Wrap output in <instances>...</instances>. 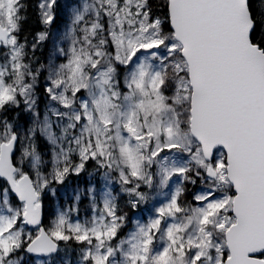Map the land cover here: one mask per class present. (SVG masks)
<instances>
[{
  "label": "snow or ice",
  "instance_id": "obj_1",
  "mask_svg": "<svg viewBox=\"0 0 264 264\" xmlns=\"http://www.w3.org/2000/svg\"><path fill=\"white\" fill-rule=\"evenodd\" d=\"M29 6L0 0V264H264V0H72L55 33L59 0H37L31 42ZM117 184L153 205L124 237Z\"/></svg>",
  "mask_w": 264,
  "mask_h": 264
},
{
  "label": "rangeland",
  "instance_id": "obj_2",
  "mask_svg": "<svg viewBox=\"0 0 264 264\" xmlns=\"http://www.w3.org/2000/svg\"><path fill=\"white\" fill-rule=\"evenodd\" d=\"M71 2H72V0H59V3H60L59 12L57 14L56 21L52 25L53 33L58 32V31H62L65 28L66 24L68 23L67 5H69ZM151 2H152V7H153L154 11L156 12V14H158V15L161 14V11L158 10L155 5H153V3H154L153 0H151ZM34 37L29 38V41L31 42ZM50 48H51V40H49L48 42H46L44 44L43 52L38 51L36 53V55L40 56L41 60H46ZM41 109H43V102L41 103ZM22 123H23V120H22ZM44 143H46V141ZM44 158L47 160V159H49V156H45ZM89 166H91V165H89ZM48 167L50 168L51 165L49 164ZM90 171H92V168L88 169L85 173H82L79 177L70 178V180L64 185H54V187L57 188V193L55 196H52L49 193V194L44 195L42 197V202H43L42 204L44 205V216H43L44 221H43L41 226L48 228L56 213H58L59 211H66L67 210L68 206L73 203V189L76 188L77 186L83 188L88 183V180H89L88 172H90ZM198 187L199 186H196V187L190 186L189 190L191 192H195L198 190ZM114 190L117 193H119V200H121V199L127 200L126 194L120 193L118 184L114 186ZM158 199L162 200L163 197H159ZM185 199L188 200L189 202H191V196H186ZM119 204H120V201H119ZM152 207H153V205L149 204L146 207L142 206L141 211H138V212L132 211V212L128 213L129 220L126 223L125 227L120 231V233H119L120 237H124L129 232V230L133 227L132 221L134 219L139 218V219L146 221L148 216L151 215ZM91 216H92V212H91V209L89 207V200L86 197L82 198L81 201L79 202V216H78V218L81 221H85V220L90 219ZM72 218L73 219L77 218L76 213L72 214ZM25 231H31L35 234L37 229H36V226L35 227L27 226L25 228ZM68 246L69 245H65L64 242H61V249L62 250ZM70 246L72 249L76 250V251H73V253H72V258L75 261L77 251H78L80 246L77 245L75 242H70ZM51 259L55 260L56 257H53ZM38 261H44L45 264H49V258H46V257L29 256V255H26V257H25V264H37Z\"/></svg>",
  "mask_w": 264,
  "mask_h": 264
},
{
  "label": "trees",
  "instance_id": "obj_3",
  "mask_svg": "<svg viewBox=\"0 0 264 264\" xmlns=\"http://www.w3.org/2000/svg\"><path fill=\"white\" fill-rule=\"evenodd\" d=\"M24 2L28 3L30 6L27 10V21L25 23V27H24V32L22 33V35H27L28 38L34 37L36 35L37 32L42 30V25L39 24L38 22V17H37V13H36V9H35V4L37 2V0H24ZM153 5L156 6V8L158 10H160L159 5L161 4V0H153ZM59 12V9H58ZM92 168V166H89L88 169ZM126 199H121L120 201V206L121 208L124 209V211L130 213L132 212L131 210H129L125 204H126Z\"/></svg>",
  "mask_w": 264,
  "mask_h": 264
},
{
  "label": "water",
  "instance_id": "obj_4",
  "mask_svg": "<svg viewBox=\"0 0 264 264\" xmlns=\"http://www.w3.org/2000/svg\"><path fill=\"white\" fill-rule=\"evenodd\" d=\"M43 203V202H42ZM44 205L42 204V208H41V225H42V223H43V221H44ZM28 226H30V227H35V226H32V225H28ZM44 227V226H43Z\"/></svg>",
  "mask_w": 264,
  "mask_h": 264
}]
</instances>
